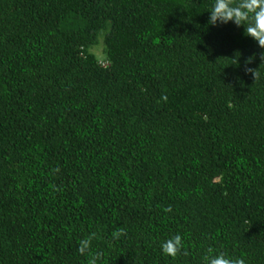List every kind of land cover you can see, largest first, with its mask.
<instances>
[{"label":"trees","instance_id":"16d2710c","mask_svg":"<svg viewBox=\"0 0 264 264\" xmlns=\"http://www.w3.org/2000/svg\"><path fill=\"white\" fill-rule=\"evenodd\" d=\"M213 2L0 0V264H264L262 50Z\"/></svg>","mask_w":264,"mask_h":264},{"label":"clouds","instance_id":"9594fccd","mask_svg":"<svg viewBox=\"0 0 264 264\" xmlns=\"http://www.w3.org/2000/svg\"><path fill=\"white\" fill-rule=\"evenodd\" d=\"M208 25L217 27L231 22L237 28L244 27V35L251 38L262 51L259 58L264 63V0H214L208 11ZM248 63H251V58ZM246 73H250L254 80L260 77L258 69L246 67ZM124 233L116 230L112 233V239L117 240ZM95 233L78 242L77 252L87 255V264H101L100 253H90V244ZM184 250V237L177 233L164 238L159 242V251L163 257L175 260ZM200 264H246L241 257H229L223 251L212 247L200 257Z\"/></svg>","mask_w":264,"mask_h":264}]
</instances>
